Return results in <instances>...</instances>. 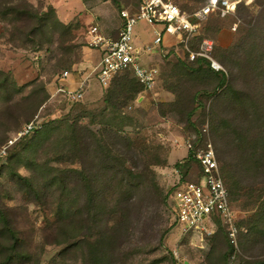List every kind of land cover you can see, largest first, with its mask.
Segmentation results:
<instances>
[{"label":"rangeland","instance_id":"1","mask_svg":"<svg viewBox=\"0 0 264 264\" xmlns=\"http://www.w3.org/2000/svg\"><path fill=\"white\" fill-rule=\"evenodd\" d=\"M204 2L176 0L188 13ZM136 6L0 0V146L39 125L0 159V264H264V0L201 23L196 40L214 42L222 73L174 46L144 51L155 34L140 21L132 36L156 69L151 90L139 95L124 72L106 88L90 77L77 103L46 91L63 71L89 74L100 57L89 27L115 38L119 11ZM204 139L231 193L237 247L218 224L188 230L170 217L169 193L198 172L186 142Z\"/></svg>","mask_w":264,"mask_h":264},{"label":"built area","instance_id":"2","mask_svg":"<svg viewBox=\"0 0 264 264\" xmlns=\"http://www.w3.org/2000/svg\"><path fill=\"white\" fill-rule=\"evenodd\" d=\"M239 2L206 0L197 11L188 13L175 0H137L135 10L122 8L119 11L121 25L115 38L101 34L96 24L89 27L87 44L100 55L92 71L76 81L71 72L63 71L46 91L50 96L60 94L69 102L78 101L90 77L106 88L115 74L124 71H129L141 85L139 95L151 90L156 82V69L141 63L139 49L135 48L132 36L134 25L140 21L152 26L155 34L152 40L154 46H146L144 51L152 52L160 45L174 46L175 50L180 48L188 61L202 58L213 71L221 73L225 69L213 56L214 42L206 37L196 40V37L203 21L210 16L226 17L232 14ZM166 36L169 38L167 44L164 42ZM38 128L34 121L25 123L0 146V159L6 156L7 149L20 137ZM203 131H207V125ZM186 147L196 161L198 172L194 180L179 179L170 192L167 206L172 222L182 225L184 229L208 231L203 221L213 227L218 220L226 229L230 243L237 247L236 213L212 142L209 139L200 142L188 140Z\"/></svg>","mask_w":264,"mask_h":264},{"label":"trees","instance_id":"3","mask_svg":"<svg viewBox=\"0 0 264 264\" xmlns=\"http://www.w3.org/2000/svg\"><path fill=\"white\" fill-rule=\"evenodd\" d=\"M176 1V0H175ZM206 1V0H205ZM180 7V6H179ZM181 8V7H180ZM237 8V7H236ZM182 9V8H181ZM183 10V9H182ZM217 17V16H216ZM213 56L219 61V59L217 58V56H216V54H215V45H214V48H213ZM194 61H200V62H202L203 64H205V66L207 67V69H209L210 71H212V72H214V73H220V72H215V71H213L210 67H209V65H208V63H207V61L206 60H204V59H202V58H196L195 60H193V61H188L187 60V62H194ZM220 62V61H219ZM221 63V62H220ZM222 64V63H221ZM125 73L126 72H129V71H124ZM124 72H120V73H117V74H115L114 76H113V78H112V80H111V83L112 82H115L116 80H117V77H118V75L119 74H121V73H124ZM222 73V72H221ZM132 75V74H131ZM132 77L134 78L133 80H134V82H135V85H136V88H137V91H138V93L140 92V90H141V85L138 83V81L135 79V77L132 75ZM136 91V90H135ZM78 101H80V100H78ZM72 103H77V101H74V102H72ZM27 123V122H26ZM35 130H37V129H35ZM32 132H34V131H32ZM26 135H24V136H22V137H20L16 142H14L8 149H7V154L9 153V151L16 145V144H18L20 141H21V139H23L24 137H25ZM213 145V144H212ZM214 148V147H213ZM214 151H215V149H214ZM7 154H6V156H7ZM190 159H192L195 163H196V161L190 156V154H189V156H188ZM5 158V157H4ZM1 165V164H0ZM197 165V164H196ZM178 165L176 164V167H177ZM182 181H185V180H187V179H185L184 177L182 178H180ZM228 187V186H227ZM228 190H229V188H228ZM172 191V190H171ZM229 192H230V190H229ZM170 194V193H169ZM169 196V195H168ZM230 196H231V193H230ZM168 199V198H167ZM231 200H232V197H231ZM1 220H2V223L3 224H5V225H7L8 223H7V217L6 216H4V215H2L1 214ZM216 224H218V226H219V228L220 229H222L223 231H225L226 229L220 224V222L217 220L216 221ZM221 225V226H220ZM11 238H12V240H13V244L16 246L17 244H18V242H19V240H18V238L11 232Z\"/></svg>","mask_w":264,"mask_h":264},{"label":"crops","instance_id":"4","mask_svg":"<svg viewBox=\"0 0 264 264\" xmlns=\"http://www.w3.org/2000/svg\"><path fill=\"white\" fill-rule=\"evenodd\" d=\"M73 86V84H71Z\"/></svg>","mask_w":264,"mask_h":264}]
</instances>
